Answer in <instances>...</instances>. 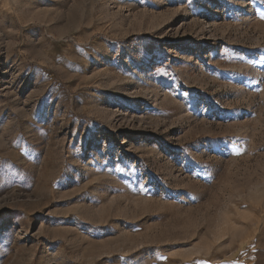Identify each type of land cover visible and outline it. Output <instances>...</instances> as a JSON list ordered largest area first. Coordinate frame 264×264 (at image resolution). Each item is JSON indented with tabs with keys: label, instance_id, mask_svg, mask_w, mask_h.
I'll list each match as a JSON object with an SVG mask.
<instances>
[{
	"label": "rangeland",
	"instance_id": "obj_1",
	"mask_svg": "<svg viewBox=\"0 0 264 264\" xmlns=\"http://www.w3.org/2000/svg\"><path fill=\"white\" fill-rule=\"evenodd\" d=\"M0 264H264V0H0Z\"/></svg>",
	"mask_w": 264,
	"mask_h": 264
}]
</instances>
